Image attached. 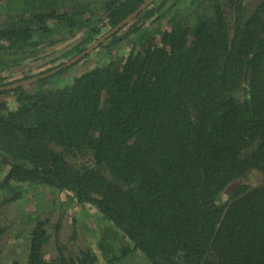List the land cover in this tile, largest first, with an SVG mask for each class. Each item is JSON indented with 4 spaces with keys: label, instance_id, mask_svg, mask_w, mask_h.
I'll return each instance as SVG.
<instances>
[{
    "label": "trees",
    "instance_id": "1",
    "mask_svg": "<svg viewBox=\"0 0 264 264\" xmlns=\"http://www.w3.org/2000/svg\"><path fill=\"white\" fill-rule=\"evenodd\" d=\"M144 2L0 0V86L37 78L0 90V241L23 203L25 264H264V0H153L117 27Z\"/></svg>",
    "mask_w": 264,
    "mask_h": 264
},
{
    "label": "rangeland",
    "instance_id": "2",
    "mask_svg": "<svg viewBox=\"0 0 264 264\" xmlns=\"http://www.w3.org/2000/svg\"><path fill=\"white\" fill-rule=\"evenodd\" d=\"M66 43L64 44H60L57 47H54L53 49H48V51L44 52L43 54V58L40 59H36V61L32 62L34 59L30 58V63L29 65L32 66L34 69L32 70V73H39L42 70H46L48 67H42V63L44 62H48L49 60H51L52 58H55L57 56V54L60 53V51L65 49ZM58 52V53H57ZM66 61V60H65ZM99 59L97 58V56L95 55H91L90 57H88L85 61L79 63L77 66L73 67L70 71V75L72 76H76L79 75L81 73H83L84 71L90 69L91 67H94L97 63H99ZM101 63V62H100ZM24 73H28V69L25 68L23 71L16 73V75L14 77L11 78V80L14 79H21L24 75ZM64 79V78H63ZM61 79V80H63ZM60 85V83L57 81H55L52 85ZM8 99H12L14 100L15 98L12 97L11 93H8ZM252 178H251V182L253 185H258L259 183H261L263 176L260 175L257 172H254L252 174ZM60 197V196H59ZM41 198V197H40ZM44 202V206L46 204H48L50 202V198H43L42 200ZM17 205H15L13 208L10 209V213L8 214V216H6L5 218L3 217L2 220V224L3 226H9V230L3 235V238L0 241V261L4 262V264H12L13 259H17L20 261V264H25V260L26 258L24 257H20L22 255V253L25 250V247H23L22 244H20V240L22 241V243L24 245H27V238L29 236L28 234V226L26 225V223L23 221V219H20L18 217V212H21L22 210L20 209V206H22L23 203H16ZM49 208V207H48ZM56 206H53L51 204L50 209H55ZM88 208L90 209V206H88ZM2 215V214H1ZM0 215V216H1ZM82 217L81 222H79V226L78 228L81 231H84L86 229H89L91 226H93V220L96 219L95 213L94 212H89L87 211V213L80 215L79 219ZM72 218V214L69 213L68 216V220H70ZM96 229H99V227H97ZM114 229V228H113ZM20 232H25V235L23 238H21L20 240L17 239V236L20 234ZM77 237L80 238V241L82 242V238H83V234L80 233L77 235ZM76 237V240H77ZM68 240V239H67ZM73 241L71 240V243ZM81 242L75 243V250L76 247L79 246L81 244ZM92 241H90L89 243H91ZM98 255L100 256V264H104L105 263V259L103 257V255L100 253V251H97ZM19 256H18V255ZM134 262L135 264H146L147 263V259L145 257H141L139 254H137V256L134 258Z\"/></svg>",
    "mask_w": 264,
    "mask_h": 264
},
{
    "label": "water",
    "instance_id": "3",
    "mask_svg": "<svg viewBox=\"0 0 264 264\" xmlns=\"http://www.w3.org/2000/svg\"><path fill=\"white\" fill-rule=\"evenodd\" d=\"M153 0H145V2L138 8L137 11L133 12L132 14H130L121 24H119L120 27L121 25H123L124 23H128L131 22L132 18L135 17L138 12H140L143 8H145L146 6H148ZM106 36H103L102 38H100L98 41H96L95 43H93L92 45H90L84 52L74 56L73 58H71L70 60H67L64 64H62L60 67L55 68L49 72H46L45 74L40 75L39 77H45L51 74H55L57 71H59L62 68H65L66 66L71 65L73 62L78 61L79 59H81L82 57H84L87 53H89L95 46L98 45V43H100L102 40H104ZM37 78H31V79H24L21 80L20 82H15L13 84H9L6 86H0V90L7 88V89H11V88H16L18 86H26L28 84H30L31 82H33L34 80H36Z\"/></svg>",
    "mask_w": 264,
    "mask_h": 264
},
{
    "label": "clouds",
    "instance_id": "4",
    "mask_svg": "<svg viewBox=\"0 0 264 264\" xmlns=\"http://www.w3.org/2000/svg\"><path fill=\"white\" fill-rule=\"evenodd\" d=\"M66 61H67V60H66ZM46 70H47V69H46ZM46 70H45V71H46Z\"/></svg>",
    "mask_w": 264,
    "mask_h": 264
}]
</instances>
